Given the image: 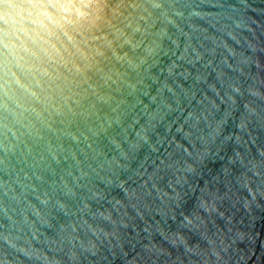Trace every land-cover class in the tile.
Instances as JSON below:
<instances>
[{"label":"water","instance_id":"1","mask_svg":"<svg viewBox=\"0 0 264 264\" xmlns=\"http://www.w3.org/2000/svg\"><path fill=\"white\" fill-rule=\"evenodd\" d=\"M0 264H264V0H0Z\"/></svg>","mask_w":264,"mask_h":264}]
</instances>
